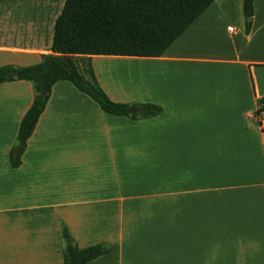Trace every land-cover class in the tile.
<instances>
[{
	"label": "crops",
	"instance_id": "0c3cea01",
	"mask_svg": "<svg viewBox=\"0 0 264 264\" xmlns=\"http://www.w3.org/2000/svg\"><path fill=\"white\" fill-rule=\"evenodd\" d=\"M52 2H11L0 22L47 21ZM252 8L248 35L243 0H215L160 57H90L112 102L161 113L107 114L58 81L16 168L33 89L0 83V264H62V227L80 249L111 247L87 264H264V132L251 119L264 0ZM52 36L40 52L0 43V67L39 63Z\"/></svg>",
	"mask_w": 264,
	"mask_h": 264
},
{
	"label": "trees",
	"instance_id": "16d2710c",
	"mask_svg": "<svg viewBox=\"0 0 264 264\" xmlns=\"http://www.w3.org/2000/svg\"><path fill=\"white\" fill-rule=\"evenodd\" d=\"M215 0H65L54 21L49 54L28 67H0V83L24 80L31 84L33 101L24 114L11 151V164L20 165L32 135L58 81H68L94 100L107 114L132 120L161 113L152 105L112 102L96 82L92 56L160 57ZM253 0H243L245 33L253 20ZM250 22H247V19ZM76 58L83 59L78 64ZM62 264H87L108 254L111 247L78 248L65 227L61 229Z\"/></svg>",
	"mask_w": 264,
	"mask_h": 264
},
{
	"label": "rangeland",
	"instance_id": "374dc122",
	"mask_svg": "<svg viewBox=\"0 0 264 264\" xmlns=\"http://www.w3.org/2000/svg\"><path fill=\"white\" fill-rule=\"evenodd\" d=\"M15 1L18 0H0V16L3 15V13H6L7 10H9V8L6 5L11 4V2H15ZM33 1L34 2L36 1L39 4V2L42 0H33ZM43 1H47V0H43ZM64 1L65 0H53L52 5L50 6L49 9L51 11L50 14H48L47 16V21L40 22L38 15L39 13L37 12L35 14L34 22L32 24L31 23L25 24L24 22H18L16 15L12 16L11 22L8 23L0 22V43H5L6 45L20 46V47L27 45L28 47H31L32 49L38 52L46 51L49 45L50 36L52 35L53 32L52 30L53 18L57 16L61 11ZM22 9L24 11L34 12L35 10L40 8L36 6L33 7L32 5L26 6V4H24ZM43 19H45V17ZM25 25H27L29 28L30 27L33 28L32 37H27V38L23 37L25 33ZM244 25H245V20H244ZM230 27H233V25H230ZM76 62L80 64L83 62V59L76 58Z\"/></svg>",
	"mask_w": 264,
	"mask_h": 264
},
{
	"label": "built area",
	"instance_id": "2783aa9c",
	"mask_svg": "<svg viewBox=\"0 0 264 264\" xmlns=\"http://www.w3.org/2000/svg\"><path fill=\"white\" fill-rule=\"evenodd\" d=\"M228 30L231 31V29ZM251 119L257 128L264 132V96H261L256 100V107Z\"/></svg>",
	"mask_w": 264,
	"mask_h": 264
},
{
	"label": "water",
	"instance_id": "95a60500",
	"mask_svg": "<svg viewBox=\"0 0 264 264\" xmlns=\"http://www.w3.org/2000/svg\"><path fill=\"white\" fill-rule=\"evenodd\" d=\"M247 22H250V19L249 18L247 19Z\"/></svg>",
	"mask_w": 264,
	"mask_h": 264
}]
</instances>
